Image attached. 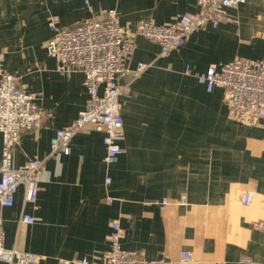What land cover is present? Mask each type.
Here are the masks:
<instances>
[{
  "label": "crops",
  "instance_id": "0c3cea01",
  "mask_svg": "<svg viewBox=\"0 0 264 264\" xmlns=\"http://www.w3.org/2000/svg\"><path fill=\"white\" fill-rule=\"evenodd\" d=\"M198 11L196 0H0L1 67L46 115L44 127L24 133L13 152L16 167L46 162L36 204L26 203L20 187L13 208L3 211L6 249L19 245L40 264L94 262L118 221L124 249L149 261L264 264L263 122L230 120L224 90L208 92L196 78L237 59L264 63V0L227 10L237 23L207 25L165 58L158 45L135 38L119 82L129 89L119 99L123 154L107 167L104 134L89 130L73 138L70 156L50 157L56 132L72 125L88 100L83 74L62 75L46 50L51 17L68 29L114 14L134 31L145 20L164 26ZM141 63L150 67L136 76ZM2 147L0 134V162ZM244 192L254 194L250 207L240 202ZM23 216L35 219L26 232ZM182 252L192 262H182Z\"/></svg>",
  "mask_w": 264,
  "mask_h": 264
},
{
  "label": "built area",
  "instance_id": "2783aa9c",
  "mask_svg": "<svg viewBox=\"0 0 264 264\" xmlns=\"http://www.w3.org/2000/svg\"><path fill=\"white\" fill-rule=\"evenodd\" d=\"M199 11L194 15L181 16L175 23L157 26L150 20L142 21L136 30L120 25L114 14H102L73 28H59L58 17L49 19L54 36L46 43L50 57L57 59L58 72L70 77L75 73L84 76L88 93L85 110L69 127L56 132L51 141L50 157L70 156L71 142L75 136L94 130L104 134L107 167L113 165L124 152V121L119 99L128 94V87L120 80L126 75V62L135 51L134 39L142 37L160 47V57L165 58L188 43L190 36L207 25L217 28L221 23L235 19L226 16L227 10H237L247 0H196ZM5 53L0 51V134L3 147L0 162V262L5 264H40L41 259L26 253L18 245L6 249L3 229V211L11 209L15 194L20 187L25 189V201L36 204L41 183L44 181L45 160H32L22 167L14 165L13 152L20 138L27 132H39L44 127L46 115L37 104L36 96L28 94L18 83V78L1 67ZM150 65L139 64L136 76ZM190 71L187 69L186 74ZM198 84L208 92L224 90L229 119L243 126L264 128V63L237 59L225 65H212L206 74L196 77ZM111 179L106 180L107 186ZM254 200L252 192H244L240 202L250 207ZM109 199V204L113 203ZM162 205L168 206L164 200ZM35 224L31 216L20 220L21 232ZM107 241L109 248L94 262L88 259L74 260L66 264H170L166 260L149 261L136 251L123 247L124 231L118 221L109 225ZM23 234V233H22ZM21 241V240H20ZM20 244V243H19ZM190 252H182V262H192Z\"/></svg>",
  "mask_w": 264,
  "mask_h": 264
}]
</instances>
